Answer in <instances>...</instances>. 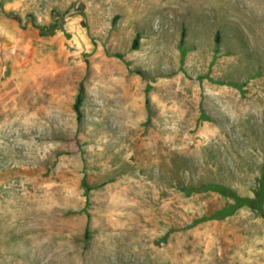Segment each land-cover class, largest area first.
I'll return each instance as SVG.
<instances>
[{"label": "rangeland", "instance_id": "rangeland-1", "mask_svg": "<svg viewBox=\"0 0 264 264\" xmlns=\"http://www.w3.org/2000/svg\"><path fill=\"white\" fill-rule=\"evenodd\" d=\"M262 178L264 0H0V264H264Z\"/></svg>", "mask_w": 264, "mask_h": 264}, {"label": "trees", "instance_id": "trees-1", "mask_svg": "<svg viewBox=\"0 0 264 264\" xmlns=\"http://www.w3.org/2000/svg\"><path fill=\"white\" fill-rule=\"evenodd\" d=\"M40 27V26H39ZM41 28H43L41 26ZM217 41H218V38H217ZM139 45V39L136 38L135 41H134V44H133V48H136L138 47ZM139 74H141L142 72L141 71H137ZM150 88V85L147 86V91L149 90ZM83 87H81L79 89V93L77 95V98H76V102H75V111L77 113V118L80 120L81 117H82V110H81V106H82V102H83ZM149 100L147 98L146 100V103H148ZM261 189L257 190L256 191V198H257V202L259 203V205H261L264 201V178L261 179ZM205 189H213V190H217L223 194H226V195H231L235 201H236V204L232 207V209L230 210H225V211H222L218 214H215V217H224L228 214H231L233 213L238 207H240L241 205L243 204H253L254 200L252 198H243V197H240L239 195H237L235 192H233L231 189L227 188L226 186H216V185H210V186H205ZM90 190L89 187H87L86 189V192L88 193V191ZM206 219V218H204Z\"/></svg>", "mask_w": 264, "mask_h": 264}]
</instances>
